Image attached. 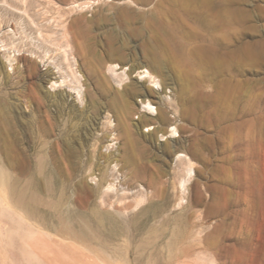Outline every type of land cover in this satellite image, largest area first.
<instances>
[{
	"label": "rangeland",
	"instance_id": "rangeland-1",
	"mask_svg": "<svg viewBox=\"0 0 264 264\" xmlns=\"http://www.w3.org/2000/svg\"><path fill=\"white\" fill-rule=\"evenodd\" d=\"M192 2L0 0V113L12 108L9 116L18 122L12 132L0 131V167L18 178L14 187L27 185L28 176L5 159L12 135L33 173L41 161L64 172L61 201L36 172V216L10 195L13 183L0 186V264H264V0H219L230 5L233 47L247 48L246 59L235 56L227 71L229 99L220 101L249 121L240 132L218 136L201 121L216 112L212 84L193 86L165 51L177 23L207 20L205 8ZM215 18L208 19L222 37V18ZM6 56L16 58L11 71ZM144 72L150 77L142 78ZM184 86L195 110L183 101ZM38 100L44 102L39 109ZM58 101L60 128L54 125ZM146 101L153 109L142 112ZM183 106L199 120L181 121L188 141L180 151L159 118L160 110L180 116ZM136 167L144 172L138 180ZM82 187L90 190L86 205L77 201ZM56 200L60 213L53 210ZM123 205L129 207L118 211ZM102 213L124 230L110 231ZM175 231L183 239L172 243ZM170 246L175 256L186 248L195 254L170 261ZM154 248L161 259L152 257Z\"/></svg>",
	"mask_w": 264,
	"mask_h": 264
},
{
	"label": "bare ground",
	"instance_id": "bare-ground-1",
	"mask_svg": "<svg viewBox=\"0 0 264 264\" xmlns=\"http://www.w3.org/2000/svg\"><path fill=\"white\" fill-rule=\"evenodd\" d=\"M192 3L193 4H197V6H199L200 8H205V10H204L205 11V15H203V16H205L207 18V20L205 18H204L205 20H202V19L200 20L199 19L197 21V23L196 22L194 23L195 26H191V25H189V24H187L185 22L177 23V26H176L175 29L178 31V33L177 34L172 33L171 39H170L165 51L169 52L170 53V57L176 63V65L179 68L183 69V71H185L186 77H191L192 79H194L195 82H194V85L192 84L193 86H199V84H203V83H207V82L212 84V88H213L214 93H215V103L213 105H215L214 106V110L216 112L213 115L207 116L205 118H201L202 124H204V122L207 123L204 126H206V128H208V129L213 130V132L215 133L216 136H218L221 133H223V134H225V133L232 134L234 132H240V129L241 128H245V125L248 123L249 120L245 119L244 117L236 118V116L231 111H229V107L226 106L227 102L225 101V103H226V105H225L224 101H220V99L221 98L223 100L227 99V101H228L229 97H227V96L229 95V92L231 90L230 82H232V80H231L232 78L228 74L227 71L229 70L231 65H233L235 56H240V58L242 57L243 60L246 59V49L247 48L245 46L244 47L246 49H243L241 47L236 48V47H233V45L231 43L230 29H231V22L232 21H231V16H230L231 12H230V9H229L230 5H225V4H223L224 2H219V0H193ZM191 12H193V11H191ZM195 12H193V13L197 14ZM201 14L202 13L200 11V12H198L197 15L199 16ZM209 16L210 17H214V20L218 19V18H215V17H220V19L222 18V21H223L222 22L223 23L222 28L224 30V32H222V33H224V35L222 37H219V36H217L218 34H215V30H216L217 26L214 25L212 21H209V19H208ZM170 35H171V32H170ZM6 59H7L6 63L9 64V68L8 69L11 71L13 69V64L16 61V58H14L12 56H6ZM144 75L145 76H143V74H142L141 77L142 78L150 77L147 72H144ZM53 84L55 86L58 85V84H56V82L53 83ZM151 92L155 95L156 98L161 99L159 97L160 93L156 92L155 90H153V87L151 89ZM182 93L185 96V100H183L184 103L185 104H189V105L191 104V106H189V108H192L193 110H195L197 103L194 102L195 100L194 101L192 100L191 96H189V92H188L187 86H184L182 88ZM55 95L57 97H60L61 93H57ZM217 96H219V98ZM57 104H58V108H57V111H56V114H55V118H54L57 121L55 122L54 125H56V127L58 126L60 128V127H63V124H64L59 119L62 116L63 104L59 103V101L57 102ZM43 106H44L43 100H38L37 109H39V108H41ZM183 107H184L183 110L181 109V111H182L181 115L182 116L181 115L177 116V117L175 116V118H173V119L171 117L170 118L168 117L166 111H161L160 110V118H159V120L161 121V123L163 125L165 124L166 126L171 127L168 137L169 138H173V139H175V138L179 139V140H177V142L176 141L174 142V144L176 143V145L177 146L179 145V147H173L175 149L178 148L177 150L183 149L184 148V144L188 141V140H185V139L182 140V136L181 135L184 132L187 131V128L183 127V125L181 124V121L183 119H187L191 123H194L196 125L197 124V120H199V117H198V119H196L197 117L195 116L196 114L193 112V110L190 111L192 113H191L190 116H188L190 113L188 112L187 108H185V106H183ZM11 109L12 108H8L6 110L8 113H4L5 111L3 113L2 112L0 113V131H3V129H4L5 132L10 133V132L13 131L14 127H16L18 125L17 124L18 122L15 123L16 122V120H15V122L13 123V121L11 120V118L9 116V115H11L10 114L11 113ZM152 109H153L152 105H151V103H149V101H146L145 103L142 104V112H146V110H152ZM5 114H7V115H5ZM158 114L159 113L157 112L156 115H158ZM175 114H176V112H175ZM47 120H49V118ZM42 121L37 120L36 122L38 124V127L40 126L41 131L42 132H46L47 128L44 126L45 125L43 123L44 121L43 122ZM150 122H152L154 124H157L158 120L151 119ZM50 124H51V122H50ZM23 126L26 127L28 130L31 127L29 122H25L23 124ZM65 128H67V126ZM152 129L154 131L156 128L153 127ZM164 129H166V128H164ZM124 130H125L126 136L128 137L129 142H132L133 141L132 140L133 131L131 129V126L130 125L124 126ZM163 130H161V131H163ZM160 132H158V134ZM155 134H157V132ZM208 136L209 137L207 138V140L212 142V140L214 138L212 139L210 137V135H208ZM8 137H9V139H8L9 141L5 142L4 145L8 148V150L11 153L8 154V156L5 158L6 162L8 163V165L10 167H12L13 169L17 170L19 172V174H24V175L28 176V180H27V183H26L27 185L25 184L26 185L25 187L21 186V189L16 188L14 186H15V184L18 183V178L16 176H13V175H11L9 173L4 172L1 169V167H0V186H4V185H6L9 182L13 183V186L10 188V190H8V191H10L9 192L10 195L12 197L13 196L16 197L17 204L20 207L23 208V210L25 211V213L28 216H36L37 215L36 212L38 210L35 208V206L37 204L34 205V203H36V201H37V196H36V193L32 192V190L34 189V190L37 191L41 187L40 186V182L38 180L39 175L43 174V179L46 180V183H47V186H48V190L52 191L53 193H55L57 195L59 194V200H60V198L62 196L60 194L61 193L60 190L62 188V185H61L62 182L60 181V177H62L64 172L61 170V167H59V165L57 166L58 168L55 170L56 172L50 171L47 168V166L49 164L47 163V165H46V163L44 161H41V163L39 164V168L36 171L37 174H39V175H38V177H36L37 174H36V172L33 173V171H34V170H32L33 167L31 165V162L27 158L26 154L21 152V151H17V150H19L18 146L20 144V138H18L17 136H12V135H9ZM184 137H186V136H184ZM61 141H63L62 143H63L64 146H66L67 151H69V152L72 151V149H70V145L71 144H70V142L68 140L64 139V140H61ZM218 141H219V139H218ZM230 141L232 142V140H230ZM192 142L194 143V141H192ZM190 144H192V143H190ZM134 145H135V143H134ZM62 149H63V146H62ZM11 150H16V152L13 153V151H11ZM133 151H135V149ZM75 156H73V157L75 158ZM55 158H56V156H55ZM46 160H47V158H46ZM50 160H53V159H50ZM82 160H84V159H82ZM35 168H36V166H35ZM144 170H145V168H144ZM143 173L144 172L142 170H139V168L136 167L134 172H133V176L135 178L136 177H142ZM112 174H113V172H112ZM136 180H138V178H136ZM20 185H21V183H20ZM51 195L53 196V194H51ZM65 195H67V193ZM89 198L91 199L90 190H88L86 187H82L80 195H79L78 200H77L78 203H80L81 205H84V204L86 205V203L88 202ZM60 201L58 202L56 200V202H58V204L55 206V208L53 207V210H54L55 213H60V206H61V202ZM66 201H67V198H66ZM62 206H63V204H62ZM128 207L129 206L123 205L120 208L118 207L117 210L118 211H122V210L127 209ZM117 210H115V212ZM68 214H69L70 217H72V215H73L71 212H68ZM103 217H104L103 221H104L105 225H107V227H108V229L110 231L116 233V232H122L124 230V227L121 224V222H117L113 218L112 215L103 214ZM79 222H81V226H83V227L86 226V221L85 220H82V221H79ZM63 225H64V223H63ZM109 235L112 236L111 233ZM182 239H183L182 234L179 231H175L174 236L172 237V240H173L172 243L179 242ZM155 247H157V246H155ZM171 252H172V249H171V246H170V248H168L167 255L165 254L166 255L165 258L166 259L168 258L170 261L174 260V258L180 259V257H191L192 255L195 254V253L192 254L193 250L189 249V248L184 249L182 254L178 255V256L172 255ZM160 255H161V253L156 248H154V252L152 253V257L153 258L157 257V259H158V257L160 258Z\"/></svg>",
	"mask_w": 264,
	"mask_h": 264
}]
</instances>
